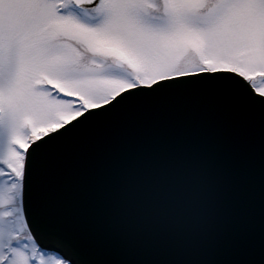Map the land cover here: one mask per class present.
I'll list each match as a JSON object with an SVG mask.
<instances>
[{"label":"snow or ice","instance_id":"6c2138e0","mask_svg":"<svg viewBox=\"0 0 264 264\" xmlns=\"http://www.w3.org/2000/svg\"><path fill=\"white\" fill-rule=\"evenodd\" d=\"M0 264H264V0H0Z\"/></svg>","mask_w":264,"mask_h":264}]
</instances>
